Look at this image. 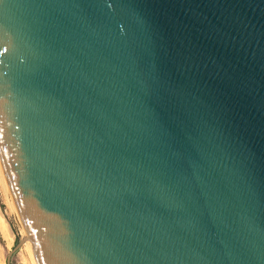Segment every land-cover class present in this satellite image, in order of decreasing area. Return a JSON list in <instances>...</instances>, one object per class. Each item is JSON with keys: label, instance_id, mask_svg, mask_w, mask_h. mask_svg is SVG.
<instances>
[{"label": "water", "instance_id": "1", "mask_svg": "<svg viewBox=\"0 0 264 264\" xmlns=\"http://www.w3.org/2000/svg\"><path fill=\"white\" fill-rule=\"evenodd\" d=\"M0 169L6 264H264V0H0Z\"/></svg>", "mask_w": 264, "mask_h": 264}, {"label": "rangeland", "instance_id": "2", "mask_svg": "<svg viewBox=\"0 0 264 264\" xmlns=\"http://www.w3.org/2000/svg\"><path fill=\"white\" fill-rule=\"evenodd\" d=\"M4 186L6 188H4ZM0 217L3 219L8 231L6 235L2 231L0 224V264H6V256L9 250L23 235H25V233L16 209H14V204L11 199L9 200V191L2 173L0 174ZM31 256L28 244L24 243L11 255L10 264H16L17 262H22L23 264H36L35 260L33 262V256Z\"/></svg>", "mask_w": 264, "mask_h": 264}, {"label": "bare ground", "instance_id": "3", "mask_svg": "<svg viewBox=\"0 0 264 264\" xmlns=\"http://www.w3.org/2000/svg\"><path fill=\"white\" fill-rule=\"evenodd\" d=\"M1 171V170H0ZM2 173V172H1ZM0 173V174H1ZM3 176V175H2ZM4 178V177H3ZM4 188H6L5 186H4ZM6 191V190H5ZM11 199V196H10V193H9V200ZM11 201H12V199H11ZM13 202V201H12ZM14 209H15V206H14ZM0 224H1V229H2V231L7 235V233H8V231H7V228L5 227V224H4V221H3V219L0 217ZM25 243H27L28 244V247H29V249H30V253H31V255L33 256V262H34V260H35V257H34V255H33V252H32V249H31V247H30V244H29V242L28 241H26ZM31 256V257H32ZM35 263L37 264V262H36V260H35Z\"/></svg>", "mask_w": 264, "mask_h": 264}]
</instances>
